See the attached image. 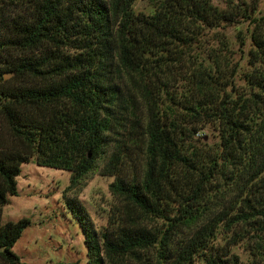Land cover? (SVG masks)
<instances>
[{"label":"trees","instance_id":"16d2710c","mask_svg":"<svg viewBox=\"0 0 264 264\" xmlns=\"http://www.w3.org/2000/svg\"><path fill=\"white\" fill-rule=\"evenodd\" d=\"M138 1L0 0V223L35 162L72 173L66 192L95 172L114 179L100 229L64 196L87 264L264 263V12L152 0L147 13ZM245 19L241 92L204 39ZM211 125L218 142L200 145ZM30 225H0V264H22L13 248ZM243 243L250 261L235 252Z\"/></svg>","mask_w":264,"mask_h":264},{"label":"rangeland","instance_id":"374dc122","mask_svg":"<svg viewBox=\"0 0 264 264\" xmlns=\"http://www.w3.org/2000/svg\"><path fill=\"white\" fill-rule=\"evenodd\" d=\"M151 1L139 0L136 11L148 13L152 8ZM228 1L220 0L217 4L227 9ZM244 1L249 8L256 7L261 13L264 12V0ZM241 21L227 25L224 29L208 31L204 41L208 48L218 49L224 67L228 68L229 65V75L238 71L233 82L235 89L242 92L246 82L245 74L251 70L248 57L251 45L244 39L249 38L247 31L251 29V23L246 19ZM223 38L227 47L220 44ZM193 51L195 55L199 53L198 50ZM197 57L200 61L207 59L206 55L197 54ZM186 69L190 71L189 65ZM6 75L8 81L14 78V75ZM173 90L174 95L177 94L180 99L188 97V80L185 77L180 78ZM200 134V145H214L218 142L215 125L206 126ZM7 135L5 132L4 136L8 137ZM71 179L72 173L68 171L40 167L35 162L22 166V174L17 179L19 195L9 197V204L2 209L0 223L4 226L8 222L16 223L22 219L31 221V225L25 229L13 248L14 253L21 258L22 264H87L85 237L73 215L66 209L64 196L77 199L89 213L94 226L100 229L107 226L110 210L116 203L110 191L114 179L95 172L77 188L66 192L71 185ZM218 243H222V240ZM244 244L235 252L246 262L249 256Z\"/></svg>","mask_w":264,"mask_h":264},{"label":"water","instance_id":"95a60500","mask_svg":"<svg viewBox=\"0 0 264 264\" xmlns=\"http://www.w3.org/2000/svg\"><path fill=\"white\" fill-rule=\"evenodd\" d=\"M10 75H13V74H10ZM7 75H5V78H6Z\"/></svg>","mask_w":264,"mask_h":264}]
</instances>
